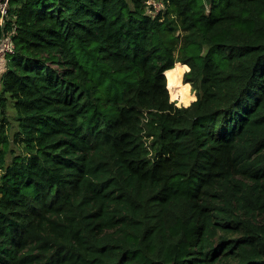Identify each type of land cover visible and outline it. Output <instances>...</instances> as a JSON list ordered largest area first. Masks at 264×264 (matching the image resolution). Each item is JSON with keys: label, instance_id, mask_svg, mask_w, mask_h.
<instances>
[{"label": "trees", "instance_id": "trees-1", "mask_svg": "<svg viewBox=\"0 0 264 264\" xmlns=\"http://www.w3.org/2000/svg\"><path fill=\"white\" fill-rule=\"evenodd\" d=\"M1 34L0 264H264V0H9Z\"/></svg>", "mask_w": 264, "mask_h": 264}, {"label": "built area", "instance_id": "built-area-1", "mask_svg": "<svg viewBox=\"0 0 264 264\" xmlns=\"http://www.w3.org/2000/svg\"><path fill=\"white\" fill-rule=\"evenodd\" d=\"M9 0H0V25L3 24L8 14ZM15 46L4 34L0 35V59H5L7 55L13 53Z\"/></svg>", "mask_w": 264, "mask_h": 264}, {"label": "rangeland", "instance_id": "rangeland-1", "mask_svg": "<svg viewBox=\"0 0 264 264\" xmlns=\"http://www.w3.org/2000/svg\"><path fill=\"white\" fill-rule=\"evenodd\" d=\"M154 2H155V3H154ZM152 3L154 4V6H155L156 8H160L161 5H162V3H159L158 1H152ZM179 65L182 66L181 62H178V64H177L176 67H178ZM188 70H189V67L184 71V73H185L186 71H188ZM177 71H178V73L180 72V70H177ZM184 73H183V75H180V76L178 75V76H179L178 81L173 85V87H177V85H179L180 83H182L183 85H186V84L189 85V86L185 89V92H184V95H183V96H185L184 99L182 100L180 97L173 98V97L171 96V91H170V89H169L171 100L176 101V102H177V105H183V104H185V103H188L191 99L194 98V95H195V98H196V94H195V92H194V90H193V88H192L191 83H189V82H185V81H184ZM179 74H180V73H179ZM178 76H177V77H178ZM0 87H1V85H0ZM193 101H194V100H193Z\"/></svg>", "mask_w": 264, "mask_h": 264}, {"label": "crops", "instance_id": "crops-1", "mask_svg": "<svg viewBox=\"0 0 264 264\" xmlns=\"http://www.w3.org/2000/svg\"><path fill=\"white\" fill-rule=\"evenodd\" d=\"M4 66H5V61L3 59H0V74L2 73V71L4 70ZM195 96V95H194ZM196 99V98H195ZM194 99V100H195ZM193 101V100H192ZM190 104V103H189ZM188 104V105H189Z\"/></svg>", "mask_w": 264, "mask_h": 264}, {"label": "water", "instance_id": "water-1", "mask_svg": "<svg viewBox=\"0 0 264 264\" xmlns=\"http://www.w3.org/2000/svg\"><path fill=\"white\" fill-rule=\"evenodd\" d=\"M191 104V103H190Z\"/></svg>", "mask_w": 264, "mask_h": 264}]
</instances>
